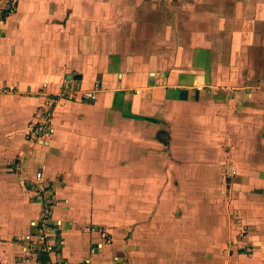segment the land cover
<instances>
[{"label":"crops","instance_id":"obj_1","mask_svg":"<svg viewBox=\"0 0 264 264\" xmlns=\"http://www.w3.org/2000/svg\"><path fill=\"white\" fill-rule=\"evenodd\" d=\"M185 1L178 21L155 0H19L1 24L0 264L177 263L223 179L264 200V0ZM200 146L233 150L236 173L189 171L213 167ZM39 171L59 228L45 262Z\"/></svg>","mask_w":264,"mask_h":264},{"label":"rangeland","instance_id":"obj_2","mask_svg":"<svg viewBox=\"0 0 264 264\" xmlns=\"http://www.w3.org/2000/svg\"><path fill=\"white\" fill-rule=\"evenodd\" d=\"M155 1L159 5L157 7L158 10H166L162 14L171 15L173 18L176 16L178 21H180V16L184 14V11L190 10V8L186 9V6H183L186 4L185 0ZM262 138H264V133ZM207 143L211 144V141H207ZM234 143H229L228 147L233 148ZM203 145L207 146L206 143H203ZM202 146L197 147L200 150L199 157H209L210 163H214L213 167L198 166L196 168L197 166L194 167L191 164L189 171L195 170V173L197 171L198 173H202L201 170L203 169L204 171L206 170L203 173L204 178L205 176L214 177V175L217 177L218 174L225 175L224 177L226 178L229 173V164L231 165L229 161L231 160L230 154L237 156V153L234 154L233 150L229 152L224 151L225 158H221L223 155L221 152L211 158L209 151L201 153ZM226 147L227 144L225 143L224 148ZM233 165L237 166L236 164ZM237 167L239 168L241 166ZM207 170L210 171L208 174ZM234 171L230 172L228 177L233 176L236 173ZM223 180L224 182L218 184L219 194H211L210 197L205 196L203 199L204 204H201V206L213 208L216 213L213 216L209 215L213 219L211 220L209 216L206 218L203 215V230L198 232H195L194 223L196 221L189 219L188 222L190 224H187V230L183 231L185 238L181 239L182 245L180 250L183 256L181 257L182 260L171 264H264V208L254 211L249 210L247 207V204H261L260 202H264V200L257 198L258 194H249L250 192L248 194H240L238 197H231L226 190L228 181ZM200 186L204 187L205 192L208 191V183L204 182ZM236 188H239V184L236 185ZM189 190L190 192L193 191L190 188ZM255 190L260 189L256 187ZM195 203L198 207L199 201ZM185 240L187 242H184ZM174 255H176L175 252Z\"/></svg>","mask_w":264,"mask_h":264},{"label":"built area","instance_id":"obj_3","mask_svg":"<svg viewBox=\"0 0 264 264\" xmlns=\"http://www.w3.org/2000/svg\"><path fill=\"white\" fill-rule=\"evenodd\" d=\"M19 0H0V26L9 17L16 14L18 10ZM70 83V81H68ZM70 85V84H69ZM69 85L66 86V90L69 89ZM98 88V85H96ZM67 92L58 94L55 102L61 97H65ZM96 90L81 92V99L93 100L96 97ZM48 116H45V122L39 123L33 126L30 132L37 137L42 136L44 132L49 130L47 127ZM35 200L40 205V216L37 222L38 234L36 241L34 242L33 249L38 256H44L47 261H50V257L58 250L57 244L54 242L55 234L58 233V227L52 222V211L55 205L54 187L51 182H47L43 178L41 171L36 174V181L34 184ZM57 264H65L62 261Z\"/></svg>","mask_w":264,"mask_h":264},{"label":"trees","instance_id":"obj_4","mask_svg":"<svg viewBox=\"0 0 264 264\" xmlns=\"http://www.w3.org/2000/svg\"><path fill=\"white\" fill-rule=\"evenodd\" d=\"M41 261H46V258L44 257V256H40V258H39Z\"/></svg>","mask_w":264,"mask_h":264},{"label":"water","instance_id":"obj_5","mask_svg":"<svg viewBox=\"0 0 264 264\" xmlns=\"http://www.w3.org/2000/svg\"><path fill=\"white\" fill-rule=\"evenodd\" d=\"M73 76H69V78L71 79Z\"/></svg>","mask_w":264,"mask_h":264}]
</instances>
